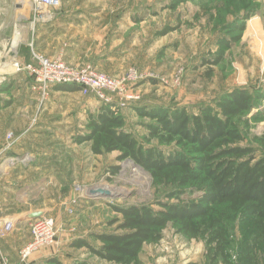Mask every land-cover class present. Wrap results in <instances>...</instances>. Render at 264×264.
<instances>
[{
    "label": "rangeland",
    "instance_id": "obj_1",
    "mask_svg": "<svg viewBox=\"0 0 264 264\" xmlns=\"http://www.w3.org/2000/svg\"><path fill=\"white\" fill-rule=\"evenodd\" d=\"M69 9L96 16L91 23L85 22L88 30L85 29L83 36L78 33L80 25L72 31L71 34L78 36L74 37L78 42L74 46V61L69 64L89 63L113 77L125 76L129 69H135L144 77L132 84L129 91L138 95L137 100L120 101L119 94L111 98L118 101L113 103L122 110L127 130L138 141L143 142L148 119L139 117L132 104L160 105L168 109L185 107L188 112L197 113L202 106L213 105L233 88L247 87L261 97L236 124L244 136L242 144L251 146L256 155H264V0H88L84 7L74 5ZM217 55H221L218 64L207 63ZM6 86L9 88L10 84H0V88ZM64 95H61L62 101L67 100ZM99 107L85 112L64 111L66 116L73 117L70 130L51 133L48 142L59 138L62 142L76 143V137L86 130L88 115L96 114ZM31 108L33 112L39 111ZM29 122L33 123L31 119ZM29 122L22 133H12L21 136L25 132L26 136L35 127ZM6 133L0 129V179L20 176L12 188L14 192L20 189L22 201L1 215L4 216L1 220L11 221V227L0 231V239L11 241L18 261L10 260L0 241V262L19 263L20 251L30 240L32 221L22 217L40 212L37 218L52 220L56 237L52 244L33 251L21 264H32L28 259L33 254L54 257L63 264L81 260L89 264H111L91 255L86 248L70 247L71 241L85 238L95 243L90 233L112 231L115 224L108 225V221L119 216L112 205L150 204L157 209L154 201L166 200L164 193L168 188L154 187L149 174L133 161L117 160V151L95 155L89 142L76 143L77 146L63 150L54 160L42 164L40 173L47 179L27 190V175L12 170L13 165L8 164L10 158L17 156L10 152L12 147L4 149ZM23 153L19 158L26 156L27 160L15 163L26 166L31 153L30 157L29 153ZM115 167L118 170L113 172ZM37 177L40 175L34 176ZM99 187L120 195L92 198L95 194L90 190ZM26 233L29 234L27 241L24 240ZM205 253L204 240L186 239L168 226L158 242L143 246L139 261L140 264H208ZM39 262L50 264L45 260Z\"/></svg>",
    "mask_w": 264,
    "mask_h": 264
},
{
    "label": "trees",
    "instance_id": "obj_2",
    "mask_svg": "<svg viewBox=\"0 0 264 264\" xmlns=\"http://www.w3.org/2000/svg\"><path fill=\"white\" fill-rule=\"evenodd\" d=\"M220 60L217 55L207 63ZM54 88L74 92L80 87ZM260 97L247 87L233 88L197 113L132 104L139 117L148 119L143 142L127 130L116 104L102 103L96 114L88 115L76 143L89 142L95 155L117 151V160L130 159L149 174L154 187L168 188L166 200L154 201L157 209L150 204L112 205L119 214L108 221L115 224L112 231L90 233L95 243L78 238L69 246L86 248L111 264H140L143 246L158 242L171 226L186 239L204 240L208 264H264V155L242 144L236 124ZM47 262L63 264L54 257Z\"/></svg>",
    "mask_w": 264,
    "mask_h": 264
},
{
    "label": "crops",
    "instance_id": "obj_3",
    "mask_svg": "<svg viewBox=\"0 0 264 264\" xmlns=\"http://www.w3.org/2000/svg\"><path fill=\"white\" fill-rule=\"evenodd\" d=\"M87 1L61 0L60 8L54 13L51 21L32 23V6L29 0H15V3H19L21 6L20 8H14L10 15L9 10L13 1L0 0V84L2 82L10 84L9 88L0 90V129L4 130L5 133L13 131L17 135L24 131L23 127L28 124L30 119L33 122H29L30 126H35L29 133L27 131L26 134L29 137L25 136L24 132L10 150L17 157L23 155V152L29 153L30 157L31 153V159L26 166L20 163L12 164V170L23 171L27 175L28 184L25 185L27 190H31L30 187L47 179V176L41 174L40 167L42 164L54 160L63 150L78 145L71 143V141L70 143L62 142L59 138L48 142L51 133H58L61 130L58 133L61 134L70 130L73 117L66 116L65 112L70 110L90 111L103 102L92 95L82 94L80 90L61 92L52 87L53 89H50L46 101L40 103L37 92L31 88L30 80L23 73L14 70L12 60H17L20 63L31 61L29 43L32 41L33 48L39 53L48 57H61L67 62H73L74 46L78 42L74 37L78 36L71 33L81 26L78 33L80 32V36H83L87 28L85 22L91 23L96 16L85 15L81 12L76 13L69 7L74 5L84 7ZM79 17L82 19H79ZM84 18H88V20ZM26 19H29V21ZM76 25L80 26L76 27ZM65 93L64 96H67V98L63 96L62 98L67 100L62 101L61 95ZM74 93L77 95H73ZM115 101L116 99L113 100V102ZM31 107L39 108V111L33 112L34 109ZM120 112L123 114L122 110ZM46 135H48L47 138H45ZM35 175H40V177L34 178ZM30 177L32 179L29 180ZM20 178V176H9L5 179L6 182L0 179V221H3L1 219L4 218L1 215H4L8 209L13 208L14 203L22 201L20 189L18 188L17 192H14L15 190L12 188L13 183L19 181ZM25 197H28V195ZM28 238L29 234L26 233L24 240L27 241ZM0 241L3 242L2 246L10 260L17 262L18 256L11 241H7L6 238H2ZM49 258L51 257L47 258L42 257L40 254H33L28 261L32 264H39V261L45 260L47 262Z\"/></svg>",
    "mask_w": 264,
    "mask_h": 264
},
{
    "label": "built area",
    "instance_id": "obj_4",
    "mask_svg": "<svg viewBox=\"0 0 264 264\" xmlns=\"http://www.w3.org/2000/svg\"><path fill=\"white\" fill-rule=\"evenodd\" d=\"M61 0H31L32 23L48 22L54 17V10L60 6ZM31 61L20 63L12 60L16 72L23 73L31 82V88L37 92L39 102L46 101L52 87L61 84L76 85L84 95H93L104 103H113V95L119 94L120 101L137 100L138 95L129 93L132 84L141 81L144 77L135 69H129L122 77H113L99 71L95 65H72L61 57H48L33 49V42L29 43ZM13 54V53H12ZM118 103V101L116 100ZM7 143L4 149L13 147L20 138L11 131L6 133ZM26 156L10 158L8 163L24 162ZM11 227V221H2L0 231ZM30 240L21 249L19 263L35 250L53 243L56 237L53 222L50 218H34L30 223ZM0 264H12L8 260H2ZM14 264V263H13Z\"/></svg>",
    "mask_w": 264,
    "mask_h": 264
},
{
    "label": "water",
    "instance_id": "obj_5",
    "mask_svg": "<svg viewBox=\"0 0 264 264\" xmlns=\"http://www.w3.org/2000/svg\"><path fill=\"white\" fill-rule=\"evenodd\" d=\"M12 1L13 2L11 4L10 10H9V15L12 14V11L14 8H20V6H21L19 3H15V0H12ZM135 165L138 166L137 164H135ZM90 193L95 194V196L92 198H117L120 195L119 192H115L113 190L100 188V187L95 188V189H91ZM40 215H41L40 212L29 213L26 216L22 217V219L23 220L24 219H34V218L39 217Z\"/></svg>",
    "mask_w": 264,
    "mask_h": 264
}]
</instances>
